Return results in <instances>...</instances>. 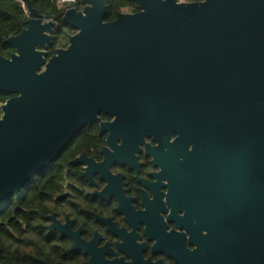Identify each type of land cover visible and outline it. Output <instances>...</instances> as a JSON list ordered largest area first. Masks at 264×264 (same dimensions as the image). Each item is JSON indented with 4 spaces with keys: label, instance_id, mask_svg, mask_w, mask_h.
<instances>
[{
    "label": "water",
    "instance_id": "95a60500",
    "mask_svg": "<svg viewBox=\"0 0 264 264\" xmlns=\"http://www.w3.org/2000/svg\"><path fill=\"white\" fill-rule=\"evenodd\" d=\"M19 2L25 28L5 40L13 54H0V91L13 96L0 105V203L49 167L81 128L100 122L101 113L138 140L167 141L178 120L176 143L188 141L191 164L217 194L204 198L212 206H203L201 217L173 211L177 229L193 217L206 223L199 227L206 235L198 241L190 235L194 250L182 242L168 259L264 264V0H137L138 12L111 22L104 21L105 0H83L81 11L61 17L75 34L50 58L58 22L45 20L29 0ZM81 163L88 165L87 182L92 173L103 177L105 163L70 164ZM125 220L133 231L127 240L111 219H101L118 239L115 249L99 247L97 238L85 242L69 223L47 229L72 240L68 252L88 256L84 264H165L142 257L135 227Z\"/></svg>",
    "mask_w": 264,
    "mask_h": 264
},
{
    "label": "flooded vegetation",
    "instance_id": "af4514ba",
    "mask_svg": "<svg viewBox=\"0 0 264 264\" xmlns=\"http://www.w3.org/2000/svg\"><path fill=\"white\" fill-rule=\"evenodd\" d=\"M200 1L188 0L190 3ZM98 118L100 122L81 128L67 143L73 141L69 152L72 151L74 155L67 161L66 167H76L80 171L82 183L63 184L62 201H56L55 210L46 217V228L53 222L56 227L69 223L71 231L79 232V238L85 242L97 238L99 247L108 243L115 249L118 239L107 232L101 219H111L118 228L124 230L121 237L127 240L126 234L133 232L125 220L128 217L138 237L135 244L143 245L142 257L150 258L152 262L175 264L166 254L174 248L181 250L182 242L188 252L193 251L195 247L189 245L188 239L190 235L194 241L195 238L200 239L202 232L206 235L205 231L199 229L206 223L193 217L187 221L183 219L184 228L179 230L176 223L180 221H174L173 211L176 210L178 217H185V214L195 210L194 214L198 213L201 217L203 206H212V200L205 202L204 198L217 194L216 184L205 181L202 176L204 173L196 171V162L191 164L189 153L192 146L188 141L176 143L179 137L178 120L170 128L177 131L171 132L167 141H157L148 136L138 140L137 134L132 138L125 126L117 129L111 127L115 120L113 116L101 113ZM102 124L106 125L103 129ZM182 128L184 131V124ZM76 159L88 164L108 163V167L104 164L101 168L103 177L92 173L91 182H87L82 175L88 165L70 164ZM91 166L94 168V165ZM199 166L201 161L198 162ZM119 207L121 214L118 212ZM53 215L54 219H49ZM53 231L62 237L57 229ZM62 238L70 241L72 247V240L65 236ZM127 238L131 240L132 237ZM156 243L157 247L153 248ZM77 252L88 260V256ZM120 256L129 262L125 255L121 253Z\"/></svg>",
    "mask_w": 264,
    "mask_h": 264
},
{
    "label": "trees",
    "instance_id": "16d2710c",
    "mask_svg": "<svg viewBox=\"0 0 264 264\" xmlns=\"http://www.w3.org/2000/svg\"><path fill=\"white\" fill-rule=\"evenodd\" d=\"M29 1L45 20H54L59 24L53 33V43L48 48L50 58L57 49L66 47L69 33L73 30L60 22L61 11L54 0ZM105 5V22L115 20L122 12L139 11L137 0H105ZM25 11L19 0H0V54L5 58L14 52L5 40L25 28ZM11 97L0 91V105ZM72 142L34 180L0 203V264H83L86 261L80 252H68L70 241L46 228V217L55 210L56 201H62L63 184L82 183L80 171L76 167H66L67 161L74 155L69 152L71 144H74Z\"/></svg>",
    "mask_w": 264,
    "mask_h": 264
},
{
    "label": "built area",
    "instance_id": "2783aa9c",
    "mask_svg": "<svg viewBox=\"0 0 264 264\" xmlns=\"http://www.w3.org/2000/svg\"><path fill=\"white\" fill-rule=\"evenodd\" d=\"M56 6L61 11V17L68 9H76L81 11L82 8L85 6L83 0H54ZM178 3H186L188 0H177ZM25 7V5L23 4ZM26 9V8H25ZM27 13V11H25Z\"/></svg>",
    "mask_w": 264,
    "mask_h": 264
},
{
    "label": "rangeland",
    "instance_id": "374dc122",
    "mask_svg": "<svg viewBox=\"0 0 264 264\" xmlns=\"http://www.w3.org/2000/svg\"><path fill=\"white\" fill-rule=\"evenodd\" d=\"M128 13V12H127ZM75 34V31H72L69 33V36H72ZM68 47V41H67V44H66V47L65 48H59V49H66ZM58 50V49H57ZM0 115H1V112H0Z\"/></svg>",
    "mask_w": 264,
    "mask_h": 264
}]
</instances>
